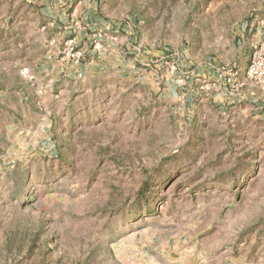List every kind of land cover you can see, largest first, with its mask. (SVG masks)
Listing matches in <instances>:
<instances>
[{
  "label": "rangeland",
  "instance_id": "rangeland-1",
  "mask_svg": "<svg viewBox=\"0 0 264 264\" xmlns=\"http://www.w3.org/2000/svg\"><path fill=\"white\" fill-rule=\"evenodd\" d=\"M261 4L0 0V47L15 41L14 63L0 60V264L263 261L264 105L186 84L234 57ZM71 37L77 63L60 55Z\"/></svg>",
  "mask_w": 264,
  "mask_h": 264
},
{
  "label": "crops",
  "instance_id": "crops-1",
  "mask_svg": "<svg viewBox=\"0 0 264 264\" xmlns=\"http://www.w3.org/2000/svg\"><path fill=\"white\" fill-rule=\"evenodd\" d=\"M260 21H264V4L254 8V11L251 12V20L243 22L241 29H238L241 40H239L240 46L237 48L234 57L231 59L219 57L214 58L213 61L200 62L192 71H187L190 73V75L186 76L188 79V81H186L187 86L190 87L195 79H201L202 86L200 87L203 88V90L200 91V93L202 92L201 96H204L205 100L210 99L215 105H264V87L247 78V68L252 52L261 36ZM0 44L2 45L3 42H0ZM14 46L15 41L13 32L11 31L10 36L7 34L6 48H3V46L0 47V60L4 62V64L14 63L15 58L11 56L12 52L14 53ZM86 49H88L87 46ZM92 52H95V50L92 49L91 53ZM56 54L57 51L52 53L50 48L46 45V48H44L45 57L52 58L53 55L56 57ZM225 65H234L238 71L236 80L243 84L239 94L232 93L223 80L220 70ZM8 70L9 66L2 67V71ZM174 77L175 75H173V78ZM212 82H217V84L211 86L210 84ZM2 89V86H0V94H2ZM184 89H187L188 94L185 97L183 105H187L190 101V97L194 93H191L188 87H184ZM186 255H189V257ZM174 264H264V259L257 263H247L230 252L213 253L208 249H197L192 253L185 254V256H182L180 260L176 261Z\"/></svg>",
  "mask_w": 264,
  "mask_h": 264
},
{
  "label": "built area",
  "instance_id": "built-area-1",
  "mask_svg": "<svg viewBox=\"0 0 264 264\" xmlns=\"http://www.w3.org/2000/svg\"><path fill=\"white\" fill-rule=\"evenodd\" d=\"M261 36L257 44L254 46L251 59L247 68V78L264 87V21H260ZM107 37L106 33L95 32L92 35L94 48H101L103 40ZM61 59L67 62H79L83 56L81 46L77 37H71L65 40L60 49ZM224 82L234 94H239L242 83L236 80L238 71L234 65H225L220 70ZM217 82L210 85L215 86Z\"/></svg>",
  "mask_w": 264,
  "mask_h": 264
}]
</instances>
